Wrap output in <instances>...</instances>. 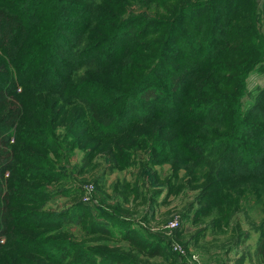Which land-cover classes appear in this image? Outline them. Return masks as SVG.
I'll list each match as a JSON object with an SVG mask.
<instances>
[{
  "label": "rangeland",
  "instance_id": "1",
  "mask_svg": "<svg viewBox=\"0 0 264 264\" xmlns=\"http://www.w3.org/2000/svg\"><path fill=\"white\" fill-rule=\"evenodd\" d=\"M187 1L191 0L161 4L154 0H113L118 3L115 4L117 9L105 6L104 10L109 13L105 19L111 21L118 14L125 20L146 12L159 15L162 20H178L183 34L180 31L173 35L170 55L175 57L173 52H176L180 58L190 56L196 61L200 60L195 55L197 47L189 44H194L197 36L176 14L183 9L179 5ZM252 2L258 16V35L262 39L251 36L248 46L252 42L262 51L264 0ZM169 5L172 16L167 18L162 11ZM232 9L231 6L230 12ZM190 14L195 22L202 20L203 11H188L189 18ZM164 31L166 28L160 38L147 36L146 43L165 42ZM46 42L36 40L34 44ZM62 42L60 51H65L67 42ZM237 43L244 42H229V46ZM60 57L66 59L64 54ZM108 57L109 62L114 60L113 56ZM6 61L10 74H14V64ZM212 61L214 65L221 61V65L231 63L246 69L244 84L249 96L243 99L244 107L253 104L257 90L264 88V60L256 64L253 57ZM173 63L196 71L185 63ZM122 64L128 65V62H118ZM138 65L142 69L146 67ZM75 67L67 82L66 77L56 72L63 79L62 84L60 79L54 80L59 91L64 82L75 83L76 88H80L95 80L86 67ZM156 70V79L165 82L162 86L167 87V83L173 81L167 69L158 64ZM217 73L220 74L218 70ZM209 75L206 79L212 77ZM111 77L122 78L116 71ZM97 79L105 85L114 84L109 77L97 75ZM0 81L7 80L0 77ZM205 84L204 88H210L209 82ZM21 88L16 86V94L19 95ZM59 91L22 98L26 104L19 125L24 127V132L26 129L31 132L25 133L24 142H18L20 128L17 126L10 134L9 145L13 150H22L20 157L28 156H24L25 160L17 157L13 168L3 176L7 186L13 187L9 222L17 233L9 238L14 245L6 246L7 237H0V264H264L255 254L264 195L259 199L243 198L239 210L231 212L220 224L221 217L208 210L216 207L212 203L217 196L216 188L206 186L208 179L197 171L199 168L188 166L192 159L178 143L189 128L180 129L165 119H155L147 125H133L115 138H97L91 126L92 113L86 108L91 102H82ZM144 111L152 116V111L146 108ZM96 119L95 124L103 118ZM109 123L110 120H105V125ZM204 128L210 129L209 125ZM190 131L196 130L191 128ZM192 169H196L195 174ZM260 182L264 184V179ZM136 244H140L143 251ZM176 246L183 254L175 251ZM149 252L157 254L150 256Z\"/></svg>",
  "mask_w": 264,
  "mask_h": 264
},
{
  "label": "trees",
  "instance_id": "2",
  "mask_svg": "<svg viewBox=\"0 0 264 264\" xmlns=\"http://www.w3.org/2000/svg\"><path fill=\"white\" fill-rule=\"evenodd\" d=\"M112 1L0 0V77L7 80L0 81V237H7L6 246L15 244L9 238L15 237L17 232L9 222L12 220L9 206L13 187L7 186L3 176L13 168L15 159L22 152L12 149L9 137L17 126L20 128L18 142H24L25 133L31 132V129L24 132V127L19 125L26 104L22 98L59 91L54 80H59L61 75L66 77V82L69 81L75 66L86 67L95 80L85 87L80 85V88H76L75 83L64 82L60 91L65 96L70 94L74 99L91 102L86 108L92 113L91 126L97 138H115L133 125H147L155 119H165L180 129L189 128L178 143L192 159L186 165L199 168L197 171L208 179L206 186L216 188L217 196L212 199L216 207L208 210L221 217L220 224L231 212L239 210L243 198L259 199L264 195V184L260 182L264 179V88L257 90L253 104L244 107L243 99L249 96L244 84L246 69L231 63L221 65L219 61L253 57L256 64L264 60V50L260 51V47L256 48L252 42L248 46L251 36L261 38L252 0H191L179 5L183 9L176 14L197 36L193 39L194 44H189L197 47L195 55L200 60L194 59L196 61L190 56L180 58L176 52H173L175 57L170 55L173 35L180 31L183 34L178 20H162L159 15L145 12L125 20L116 14L109 21L105 19L109 13L104 9L111 6L116 10L115 4L118 3ZM154 1L161 4L173 0ZM192 10L203 11L202 20L195 22L192 14L189 18L188 11ZM162 12L170 18L172 6L164 7ZM165 28V42L146 43L147 36H164ZM36 40L47 42L35 45ZM62 40L67 42L65 51H60ZM235 41L244 43L229 46V42ZM60 54H64L67 60ZM108 55L114 60L109 62ZM214 59L219 65H214ZM6 60L14 64V74H10ZM121 60L128 65H118ZM172 61L185 63L196 71L173 65ZM138 64L146 67L142 69ZM158 64L167 69L173 80L167 83V87L162 86L165 82L156 79ZM115 71L122 76L121 79L111 77ZM197 72L200 73L196 75ZM203 72L206 73L204 78L201 76ZM208 73L212 77L209 75L210 78L206 79ZM225 74L234 75L227 77ZM97 75L109 77L114 84L99 82ZM62 78L59 80L61 84ZM206 81L210 88H204ZM18 85L22 87L19 95L16 94ZM183 86H186L185 90ZM145 108L153 112L151 117ZM104 112H108L107 116L103 115ZM98 117L103 119L95 124ZM105 120L110 123L105 125ZM208 125L209 131L204 128ZM191 128L196 130L193 131L195 134ZM213 136L214 140H210ZM24 156H21L22 160L26 159ZM192 170L195 174L196 169ZM260 204L263 218L255 254L264 261V201ZM128 242L134 243L132 239ZM136 247L143 251L140 244ZM148 254L155 256L157 252Z\"/></svg>",
  "mask_w": 264,
  "mask_h": 264
},
{
  "label": "built area",
  "instance_id": "3",
  "mask_svg": "<svg viewBox=\"0 0 264 264\" xmlns=\"http://www.w3.org/2000/svg\"><path fill=\"white\" fill-rule=\"evenodd\" d=\"M175 224V223H174ZM177 226V225H176ZM175 227V225H173L172 223V228ZM175 251L179 252L180 254H183V252L181 251V248L180 247H175ZM210 264H218V263H210Z\"/></svg>",
  "mask_w": 264,
  "mask_h": 264
}]
</instances>
